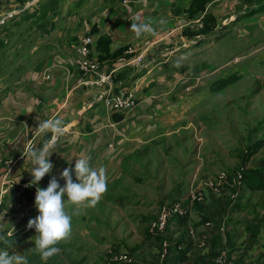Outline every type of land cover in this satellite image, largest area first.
<instances>
[{
	"label": "crops",
	"instance_id": "crops-1",
	"mask_svg": "<svg viewBox=\"0 0 264 264\" xmlns=\"http://www.w3.org/2000/svg\"><path fill=\"white\" fill-rule=\"evenodd\" d=\"M103 1H87L88 4H96L97 13L103 16L99 19L90 15L89 11L86 15L84 11L81 14L79 10L83 9V5L77 8L75 4L73 9L77 13H70V4H67V1L61 14L54 19L55 28L50 33L39 32L38 40L32 44L36 47L34 50L28 47L20 54L21 46L16 43L11 49V52L16 53L15 60H11V53H4V58L0 57V117L8 115L11 118L10 122L0 123V241L11 232L26 228L28 221L39 212L35 201L19 194L20 188L33 180L30 173L34 166L31 161L25 163V158L21 157L28 138L38 127V117L40 121L61 118L65 125V134L58 138L50 150V154L53 153L49 160L54 165L51 173L46 175L39 185L28 187L34 193L36 187L46 189L53 176L61 187L65 186L66 181L60 179V175L70 166L74 170L73 159L84 157L90 160L92 157H102L105 163L109 158L115 160L126 143L129 146L144 144L146 140H143V137L147 133L156 132L160 136H170V133L165 132L171 130L174 124L163 123V120L166 115L171 114L167 105L173 104L176 97L168 102L166 98L177 91L186 79L176 78L173 83L172 78L162 69L170 72V69L174 68L173 55L182 54L191 48V45H185L191 40L185 39L183 31L194 23L184 14L175 15L171 8L173 5L187 8L191 0H122V3L106 0V7ZM124 1L128 3L124 5ZM220 1L223 0H216L214 3ZM87 3L85 5H88ZM211 5L208 6L209 10ZM0 7V12L6 10L4 4ZM137 17L140 22L151 23L155 33L135 38L130 28ZM76 19L80 20L76 31H73ZM95 24L100 28L99 35L112 36L114 49L130 46V54H134V57L129 58L132 64L117 72L127 70L132 71L131 74L112 87L86 88L78 85V68L83 57L77 47ZM65 29L67 31L63 32ZM14 34L15 32L12 33L13 36ZM98 36L93 37L92 52L95 56L98 55L95 51ZM63 41L66 45L55 51V44ZM161 56L164 59L159 62L158 58ZM184 56L182 54V57ZM140 57L141 61L138 60ZM118 64L121 63H103L101 71L109 72L111 67ZM3 66L9 67L2 69ZM47 75L50 79H46ZM127 83L136 86L138 105L121 113L124 118L116 123L104 99L109 94L116 93L120 85ZM37 101L40 103L36 104ZM47 135V139H50L51 133L38 135V142ZM109 144L112 145L111 148H108ZM198 159L201 160L199 156ZM9 161L18 165H14V169L8 172L5 165ZM200 169L191 176L187 191L190 186L204 191L205 203L199 205L197 210L192 208L193 220L186 228L178 229L175 225L170 228L172 233H175V238L194 228L196 234L199 233L205 239V245L197 246L194 244L195 240L188 236V239H191L188 257L181 264L213 262L219 246L226 247L237 257L240 264H264V192L252 191L245 186L237 191L238 197L233 201L231 197L235 191L228 184L219 181L220 172L214 174L209 171L211 176L203 178L202 166ZM107 171L109 174L110 169ZM73 181L77 182L74 171ZM212 181L217 183L218 190L208 186V182ZM181 191L176 189L178 194ZM181 194L177 197L170 195L172 200L169 202L158 200L157 202H161L159 210L162 206L176 202ZM159 210L152 218L146 219H155ZM205 218H210L216 223L204 224ZM222 226L225 227L224 231L221 230ZM249 228L256 233V237L251 238L254 241L252 248L244 253L243 249L251 237ZM185 236L187 237V233ZM214 252L216 255L212 257ZM260 258L262 259L259 260ZM145 259L154 261L156 255L154 253Z\"/></svg>",
	"mask_w": 264,
	"mask_h": 264
},
{
	"label": "rangeland",
	"instance_id": "rangeland-1",
	"mask_svg": "<svg viewBox=\"0 0 264 264\" xmlns=\"http://www.w3.org/2000/svg\"><path fill=\"white\" fill-rule=\"evenodd\" d=\"M37 1L27 5L29 14L38 8ZM77 1L68 0L70 13H77L73 9ZM117 2L122 3V0ZM5 3L6 9L11 6V3ZM103 3L106 7V0ZM85 4L79 10L81 14L84 11L86 15L89 11L97 19L103 17L97 13L94 2ZM124 5L120 4L121 7ZM257 7L258 4H243L241 0H223L211 5L210 12L217 19L213 34L186 37V40L193 41L185 43L191 48L182 53L184 57L181 53L173 55L174 68L170 72L162 69L173 83L176 78L186 79L166 98L168 102L176 97L173 104L167 105L171 114L163 120V123L174 124L165 132L170 136L150 132L143 137L144 144L129 146L126 143L115 160L109 158L105 163L102 157L89 160L90 167L106 169L107 191L95 208L74 214L72 206L66 207L72 215L71 235L67 241L58 244L60 253L50 258L47 264H109L122 254L139 264H154L156 260L145 258L156 255L159 248L156 240H148L146 234L150 233L149 225L156 218H146H152L159 210L161 202L158 200L169 202L171 197L181 193L176 200L182 199L191 176L198 173L201 166L203 178L211 176L209 171L233 176L242 167L247 171L255 166L264 167V147L249 161L243 162L242 157L249 153V147L264 142V11L243 17ZM20 15L23 18L24 14ZM79 20L76 19L73 31H76ZM11 31L15 32L13 38L11 36L8 44L1 48L2 52L11 53V60L16 59V53L11 52L16 43L21 46L20 50L17 49L20 54L28 47L36 48L32 44L38 40L41 29L32 20L23 22L20 28L12 27ZM55 45L56 51L66 44L63 41ZM158 59L161 62L164 58ZM233 75L240 80L222 92H211L215 81ZM3 121L10 122L11 118L4 115L0 117V123ZM177 188L182 190L180 194L176 192ZM120 198L122 202L119 203L117 199ZM64 200L67 201V196ZM192 214H189L190 218ZM38 215L39 212L32 219ZM20 231L11 232L4 238L15 235L16 238L8 242L12 243V254L24 255L28 264H44L34 251L35 229L29 236H19ZM188 236L192 239L189 232L187 239ZM173 238L174 242L179 239ZM202 239L199 233L195 235L197 246Z\"/></svg>",
	"mask_w": 264,
	"mask_h": 264
},
{
	"label": "trees",
	"instance_id": "trees-1",
	"mask_svg": "<svg viewBox=\"0 0 264 264\" xmlns=\"http://www.w3.org/2000/svg\"><path fill=\"white\" fill-rule=\"evenodd\" d=\"M35 0H0V5L2 4H6L7 3H12L10 7H8L5 11H10L13 9H24L25 6H27L29 3L33 2ZM68 0H38L37 1V9L34 11V13L29 14V9H26L22 12V14H24L23 18L21 17V15H17L15 16V18L9 22L7 25H5L4 27L0 28V47L4 48L7 44H8V39H10V37L12 36V31L11 28H20L23 22H28L29 20H32V22H34L39 29H41V32L43 33H50V31L55 28V21L54 19L56 17H58L61 14V11L63 9V7L65 6L66 2ZM88 0H78L76 3V7L79 8L81 7L84 2H87ZM216 0H191L188 7L187 8H180V7H175L174 6V14L175 15H180V14H184L187 16V18L190 20H192L193 22H195L196 20H198L199 18H201L203 15L204 17L202 18V26H198V25H193L194 23H192L191 26H188L184 29L183 31V35L185 37L188 38H193L196 36H208L213 34V32L215 31L216 28V24H217V19L215 18L214 15L211 14L210 10L208 9V6L213 4ZM112 2H116V0H113ZM241 2L243 4H258V7L252 11H249L247 13H245L243 15V17H251L254 16L257 12H262L264 11V0H241ZM1 8V7H0ZM4 12V11H3ZM21 18V19H20ZM21 21H23L21 23ZM238 21V19L236 20ZM197 28L198 30L194 29ZM44 30V31H42ZM42 33V35H44ZM100 33V28L97 24L93 25L91 30L89 31V33H87L88 36L94 37V36H98ZM130 49V46H125V47H121L118 49H114L113 48V39L112 36L109 34H101L97 37L96 39V45H95V51L97 52V59L99 61V63L102 65L103 63L109 64V65H113L115 63H117L118 61H120L121 59L124 58H132L134 57V54H130L128 53ZM4 53L7 52H2L1 53V57L4 56ZM132 71H127L124 70L121 73H117L115 75L114 81L115 83H118L119 81H122V79L126 76H128L129 74H131ZM240 80V77L233 75V76H229L226 78H222L219 79L217 81H215L212 85H211V92L213 93H219L224 91L225 89H227L229 86L235 84L236 82H238ZM131 84L127 83L124 86H129ZM119 90V89H118ZM117 90V91H118ZM124 116L121 115V113H116L113 114V119L116 123H119L123 120ZM49 137V135H47L43 140L39 141L37 143V147L36 149H39L42 147L43 142ZM110 145V144H109ZM264 147V142H258L255 145H252L251 147H249V153L244 157H243V162L249 161L250 158L254 157L255 155H257ZM264 166V164H263ZM229 177H232V174H229ZM247 187L250 188L252 191H261L264 192V167L263 168H258L255 166L254 169H252L251 171H246L245 176H244V180H243V184H242V188L243 187ZM19 190V189H18ZM21 196L24 197H28L30 200L35 201V193L34 191L27 189L25 191H23V193H21ZM117 202H122V199H117ZM202 203H205L202 202ZM202 203H196L194 206V209H198L199 205H202ZM147 221V220H146ZM191 222V218L189 215H186L185 217L181 218V217H175L173 219L170 220L169 224H168V228H167V239L169 240V242L171 243L170 246V255L167 259V264H180L184 261L187 260L188 257V251H189V245L191 243V241L189 242V239H187V237L185 236V233L181 234L179 239L177 241L174 242V238L176 235L175 233L173 234V230L170 228L172 225H175L178 229L181 228H186L188 223ZM207 222H215L210 218H205V220L203 221V223H207ZM216 223V222H215ZM151 224V223H150ZM173 228V227H172ZM146 231H148V228L146 229ZM33 232V229H28L27 227L22 229V231H20L19 236H29L31 235ZM187 233V231H186ZM249 234L251 237H249V241H247V246L243 249V252L245 253L247 251V249H251L252 248V244L254 241H252L251 238L256 237V233L253 231H251V228H249ZM146 237L148 238V240H152L155 241V244L158 246L159 250L161 248V242L163 240V237H153L150 233L147 232ZM16 237L15 235H11V237L7 238V239H3L0 241V249H5L9 252V254H12V249H11V244H9L8 242L11 240H14ZM218 240V238L216 239V241ZM215 241V242H216ZM16 241L13 242V244ZM174 242V243H172ZM194 242V241H193ZM195 244V242H194ZM216 244V243H215ZM153 246V245H152ZM58 247V245H57ZM222 248V246H219V249L217 251V254L219 252V250ZM156 260L158 259V252L156 254ZM216 252L212 253V257H215ZM262 258H260L259 260H261ZM128 264H138V263H128ZM196 264H213V262H198Z\"/></svg>",
	"mask_w": 264,
	"mask_h": 264
},
{
	"label": "clouds",
	"instance_id": "clouds-1",
	"mask_svg": "<svg viewBox=\"0 0 264 264\" xmlns=\"http://www.w3.org/2000/svg\"><path fill=\"white\" fill-rule=\"evenodd\" d=\"M130 31L137 39L142 35L155 33L152 24L140 22L139 17L131 23ZM48 133H51V138L46 139L41 148H31L22 154L26 158L25 163L31 161L34 166L30 173L33 180L26 187L39 185V182L51 173L54 165L49 160L53 153L50 154V150L55 146L58 138L65 134L63 120L49 118L40 121L38 117L35 134L46 135ZM73 160H75L74 170L70 166L60 175V179L66 181L65 186L61 187L57 178L53 176L46 189L36 187L35 207L39 215L28 221L27 228L35 229L34 251L44 264L60 253L61 250L57 245L67 241L71 235L72 215L66 211V207L72 206L74 214H79L86 208H95L107 191L105 168L90 167L89 160L84 157ZM73 171L77 182L73 181ZM65 196H67V201L63 199ZM0 264H28V260L21 254L10 255L5 248L0 249Z\"/></svg>",
	"mask_w": 264,
	"mask_h": 264
},
{
	"label": "built area",
	"instance_id": "built-area-1",
	"mask_svg": "<svg viewBox=\"0 0 264 264\" xmlns=\"http://www.w3.org/2000/svg\"><path fill=\"white\" fill-rule=\"evenodd\" d=\"M28 7L25 6L24 9H13L10 11H4L0 12V28L7 25L9 22H11L15 16L21 14L24 10H26ZM204 15L196 20L194 23L198 26H202V18ZM94 44L93 37L87 36L84 37L82 40V43L79 47H77L78 52L82 55L83 59L79 63V78H78V85L80 87H86L91 88L93 86L98 87H112L116 83L114 81L115 74L122 68L129 66L132 64L131 59H121L118 61V65H114L110 68L109 72H102L101 71V64L99 63L98 59L96 58L94 52H92V45ZM131 50L128 51L130 53ZM141 61V57L138 59ZM46 79H50V76L47 75ZM118 91L112 95L109 94L104 99L105 104L110 109V111L113 114L116 113H123L125 111H129L133 108H135L138 105V96H137V88L135 85H129L124 86L120 85L118 87ZM40 102L37 101L36 104H39ZM38 143V135L35 134V132L32 133L30 138L28 139L25 151L24 153L31 148H36ZM112 147V145H109ZM23 157V155H22ZM21 157V158H22ZM14 165V162H7L6 163V169L9 172ZM247 171L246 167H242L236 175H233L231 178L229 177V174L222 172L219 173V181H222L226 184H228L231 188L234 189V193L231 197V199L234 201L238 194L237 191L242 188L243 180L245 173ZM27 184L23 185L20 190L19 194L23 193V191L27 190L28 187H26ZM208 186L210 188H213L215 190H218V185L216 182H208ZM36 196V192H35ZM206 200V195L204 191L194 187L190 186L189 190L185 194V196L170 204L164 206L159 214L156 217V220L153 221L149 225V232L153 237H163V240L161 242V248L158 251V259L154 264H167V259L170 255V246L171 243L167 239V228L168 224L171 219L175 217H185L186 215H189L191 213L192 208L196 203H202ZM234 203V202H233ZM211 225V224H208ZM221 230L224 231L225 227L222 226ZM189 233L192 235V238L195 240L196 231L193 229L189 231ZM196 242V241H195ZM198 245L204 246L205 245V239H202L201 241H198ZM137 263L136 261H133L130 259L127 255H117L112 262L109 264H128V263ZM139 264V263H138ZM213 264H240L238 262L237 257H235L234 254L230 253V251L223 247L219 250L217 256L213 260Z\"/></svg>",
	"mask_w": 264,
	"mask_h": 264
}]
</instances>
